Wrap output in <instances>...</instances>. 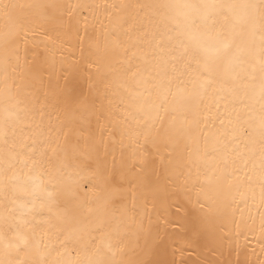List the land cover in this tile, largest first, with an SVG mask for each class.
<instances>
[{"label":"snow or ice","instance_id":"6c2138e0","mask_svg":"<svg viewBox=\"0 0 264 264\" xmlns=\"http://www.w3.org/2000/svg\"><path fill=\"white\" fill-rule=\"evenodd\" d=\"M0 264H264V0H0Z\"/></svg>","mask_w":264,"mask_h":264},{"label":"bare ground","instance_id":"6f19581e","mask_svg":"<svg viewBox=\"0 0 264 264\" xmlns=\"http://www.w3.org/2000/svg\"><path fill=\"white\" fill-rule=\"evenodd\" d=\"M20 2H30V0H20ZM91 2L104 4V3L119 2V0H91Z\"/></svg>","mask_w":264,"mask_h":264}]
</instances>
